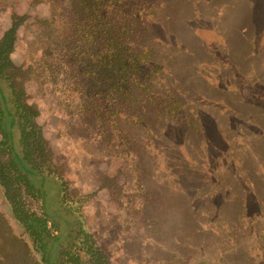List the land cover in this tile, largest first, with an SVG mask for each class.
Returning a JSON list of instances; mask_svg holds the SVG:
<instances>
[{"label": "rangeland", "instance_id": "374dc122", "mask_svg": "<svg viewBox=\"0 0 264 264\" xmlns=\"http://www.w3.org/2000/svg\"><path fill=\"white\" fill-rule=\"evenodd\" d=\"M15 1L0 0V33L12 7L17 15L27 9ZM147 1L165 67L157 82L177 89L184 108L170 120L147 115L142 125L119 119L110 142V120L75 122L42 96L39 124L56 159L70 162L61 166L64 181L72 196L87 194L88 232L111 264H264V0ZM28 10L48 16L42 5ZM20 33L18 65L31 39L29 28ZM42 84L27 83L29 102ZM0 107L14 159L47 217L59 219V179L26 163L1 94ZM0 210L11 218L1 194Z\"/></svg>", "mask_w": 264, "mask_h": 264}, {"label": "trees", "instance_id": "16d2710c", "mask_svg": "<svg viewBox=\"0 0 264 264\" xmlns=\"http://www.w3.org/2000/svg\"><path fill=\"white\" fill-rule=\"evenodd\" d=\"M25 2L27 9L19 15L13 7L7 10L0 33V94L18 126L26 163L59 179L60 215L47 217L40 192L14 159L0 107V194L12 212L10 218L0 210V264H111L88 232L81 205L88 196L70 194L62 168L70 162L56 159L38 118L42 96L49 94V102L71 113L75 122L110 120L106 139L111 142L119 119L142 125L147 115L170 120L181 114L183 97L157 82L165 67L151 43L159 34L149 20L156 11L147 0ZM38 5L48 16L28 10ZM21 28H29L31 39L23 45L25 60L18 65L13 55ZM38 79L41 97L29 102L27 83ZM196 126L194 122L192 128ZM17 183L36 200V211L25 208Z\"/></svg>", "mask_w": 264, "mask_h": 264}]
</instances>
